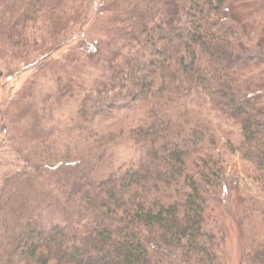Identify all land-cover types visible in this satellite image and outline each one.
Returning a JSON list of instances; mask_svg holds the SVG:
<instances>
[{
	"label": "trees",
	"instance_id": "obj_1",
	"mask_svg": "<svg viewBox=\"0 0 264 264\" xmlns=\"http://www.w3.org/2000/svg\"><path fill=\"white\" fill-rule=\"evenodd\" d=\"M90 2L0 0L2 44L19 57L37 51L41 63L72 38ZM233 2L106 0L93 23L100 34L66 57L79 78L100 71L81 116L152 96L195 99L239 126V149L264 189V106L249 96L252 83L264 85V29L248 31ZM129 136L142 155L125 171L105 167L98 152L62 166L56 188L0 191V264H221L224 231L210 206L227 186L212 123L153 112ZM244 201L246 214L258 210ZM245 258L264 264V231Z\"/></svg>",
	"mask_w": 264,
	"mask_h": 264
},
{
	"label": "rangeland",
	"instance_id": "obj_2",
	"mask_svg": "<svg viewBox=\"0 0 264 264\" xmlns=\"http://www.w3.org/2000/svg\"><path fill=\"white\" fill-rule=\"evenodd\" d=\"M105 2L91 0L85 18L72 29V38L41 63L33 64L39 52L15 56L0 39V191L56 188L53 182L62 166L84 162L82 156H97L98 152L105 154V167L125 171L138 164L142 155L140 145L129 136L132 131L148 124L153 112L162 116L168 111L173 115L191 111L217 131L215 152L225 169L227 188L215 195L210 206L212 217L224 231L221 264H246L252 236L264 231V189L254 179V166L239 149L242 136L237 124L195 99L169 102L155 96L81 116V100L100 71L86 68L79 78L66 57L88 40V33L100 34L93 23L105 13ZM232 12L246 20L248 31L253 33L259 24L264 29V0H234ZM42 29V24L30 29L31 42L32 36L41 37L37 32ZM251 86L250 99L264 106V85L254 82ZM244 200L258 210L246 214ZM167 264L182 263L169 260Z\"/></svg>",
	"mask_w": 264,
	"mask_h": 264
}]
</instances>
